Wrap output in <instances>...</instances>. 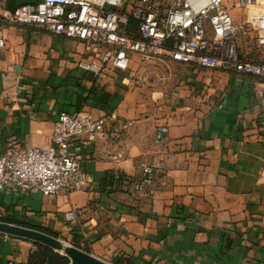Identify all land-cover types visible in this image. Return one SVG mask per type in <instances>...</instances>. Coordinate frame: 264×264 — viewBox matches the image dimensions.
<instances>
[{"label":"crops","instance_id":"crops-1","mask_svg":"<svg viewBox=\"0 0 264 264\" xmlns=\"http://www.w3.org/2000/svg\"><path fill=\"white\" fill-rule=\"evenodd\" d=\"M225 3L245 20L234 0ZM4 6L11 10L12 0ZM3 36L0 155L10 142L48 149L61 112H115L133 124L117 143L73 140L86 188L2 192L0 221L112 264H264V79L138 56L128 72L97 77L78 67L88 59L78 41L41 26L5 24ZM240 46L264 63L253 33ZM162 125L170 135L158 143ZM145 167L155 175L141 192ZM34 250L33 241L0 233V264H26Z\"/></svg>","mask_w":264,"mask_h":264},{"label":"built area","instance_id":"built-area-1","mask_svg":"<svg viewBox=\"0 0 264 264\" xmlns=\"http://www.w3.org/2000/svg\"><path fill=\"white\" fill-rule=\"evenodd\" d=\"M4 1L0 0V48L6 45L5 24L41 26L80 42L88 59L80 60L78 67L97 77L107 69L128 72L138 56L147 63L168 57L197 68L264 79V63L248 59L240 50V39L251 33L264 46V0H234L246 15L241 22L230 14L226 0H35L15 11L7 10ZM132 124L115 112H61L48 149L9 143L0 155V193L38 190L56 196L86 188L89 175L72 153L73 140L86 136L90 144L99 138L117 143ZM169 135L168 126H159L156 141L164 143ZM144 173V180L134 182L141 192L151 185L155 171L145 167Z\"/></svg>","mask_w":264,"mask_h":264},{"label":"water","instance_id":"water-1","mask_svg":"<svg viewBox=\"0 0 264 264\" xmlns=\"http://www.w3.org/2000/svg\"><path fill=\"white\" fill-rule=\"evenodd\" d=\"M35 2V0H12L13 7L11 11H15L17 8L24 5L34 4ZM0 233L44 244L68 257L70 260L69 264H112L95 257L79 247L67 245L60 239L45 232L21 225L0 221Z\"/></svg>","mask_w":264,"mask_h":264},{"label":"trees","instance_id":"trees-1","mask_svg":"<svg viewBox=\"0 0 264 264\" xmlns=\"http://www.w3.org/2000/svg\"><path fill=\"white\" fill-rule=\"evenodd\" d=\"M133 28H136V22L131 21ZM119 182H124L125 178L116 179ZM35 250L31 253L29 261L26 264H69L70 260L64 254L55 251L54 249L34 242Z\"/></svg>","mask_w":264,"mask_h":264}]
</instances>
